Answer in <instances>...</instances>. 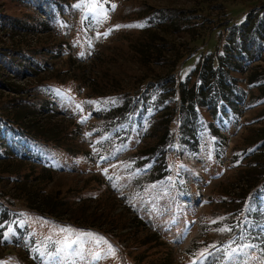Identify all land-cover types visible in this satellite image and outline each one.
Returning a JSON list of instances; mask_svg holds the SVG:
<instances>
[{
    "label": "rangeland",
    "instance_id": "obj_1",
    "mask_svg": "<svg viewBox=\"0 0 264 264\" xmlns=\"http://www.w3.org/2000/svg\"><path fill=\"white\" fill-rule=\"evenodd\" d=\"M3 3L31 26L14 39L0 31V46L38 56L5 74L25 94L0 88V264H199L202 252L204 264H264V177L253 169L264 158L246 156L264 131V98L251 89L239 116L213 125L222 137L204 113L195 148L175 124L178 87L201 54L221 52L219 22L264 0H108L102 23H90L89 0H60L45 34L39 11ZM168 75L177 87H158ZM114 105L111 122L95 119ZM155 106L172 115L165 142Z\"/></svg>",
    "mask_w": 264,
    "mask_h": 264
},
{
    "label": "trees",
    "instance_id": "obj_2",
    "mask_svg": "<svg viewBox=\"0 0 264 264\" xmlns=\"http://www.w3.org/2000/svg\"><path fill=\"white\" fill-rule=\"evenodd\" d=\"M9 1L18 3L35 13L38 10L48 11V6L50 8L51 3L59 2L60 0H0V31L4 33L8 32L10 38L14 39L13 37L19 36V32L27 30L26 27L28 28L29 24L26 23L25 25L24 22L14 20L8 14L4 13L3 2ZM258 8L257 11L254 8L248 9L245 18L239 20L237 23L220 21V27L223 28L221 33H223L224 37L221 52L218 53L215 49H211L204 55L201 54L193 80L189 85L185 81V83L182 82L183 84L178 87V99L176 101L177 117L174 119L175 124L184 127V130L181 132V139H178L181 144H190L193 148L196 147L195 129L196 127L200 128L201 121H204V113L209 118L206 123L209 132L212 135L222 137L220 128H214L213 125H218L222 119L229 115L239 116L243 111V103L249 100L253 101L256 97L260 99L264 98V67L260 65V62H264V10H259ZM175 15L178 17L177 14ZM35 20H37L36 26L39 29L38 33H47L48 26L46 21L40 17H36ZM149 44L152 43L150 41L144 42L141 48L143 46L150 47ZM23 46L24 44L21 43L18 46H12L5 42L0 46V88L18 94H25L26 92L22 91L20 87L9 84L10 82L7 81L5 74H8V72L17 74L18 67L25 68L24 63L26 61L38 56V53L24 50ZM188 57L189 54L184 56L186 58L185 62L188 61ZM25 71L27 72V70ZM156 82L158 83V87L160 84H170L177 87L175 77H171V75ZM251 89L257 91L258 96H253V93L250 91ZM144 92L147 93V89L133 95L142 98L145 95ZM27 95L29 97L31 96L29 93ZM114 95L119 98L117 93ZM42 104L44 103L42 102L40 107ZM155 108L158 113L162 114L164 112V107L161 110L159 107L155 106ZM118 109H120V106L114 105L112 109H109L103 115H101V112L97 113L99 115L97 120H100V118L102 120H108L110 118L111 122L114 118V113ZM168 116L169 118H166V113L162 114V121H164L163 123L162 121L160 122V126H163V128H160L161 134H168L166 132H168L172 115L168 114ZM32 122L33 120L29 123L32 125ZM33 126L41 128L43 124L33 123ZM6 127L4 126V128ZM165 134L159 137L164 142ZM257 136L259 137L253 140V144H255L252 147L253 149L246 154L250 158H254L258 154L259 158L262 155L264 158V131L259 132ZM253 169L257 170L258 177H264V163L257 164L254 162ZM263 185L264 183H262ZM236 206H240L241 211L239 213L243 219L245 217L243 214V205Z\"/></svg>",
    "mask_w": 264,
    "mask_h": 264
},
{
    "label": "snow or ice",
    "instance_id": "obj_3",
    "mask_svg": "<svg viewBox=\"0 0 264 264\" xmlns=\"http://www.w3.org/2000/svg\"><path fill=\"white\" fill-rule=\"evenodd\" d=\"M89 2L92 4L93 6V12L95 13L90 20L91 21H95L96 23H102L104 21H106L107 19H109L108 16V11L103 9L101 7L102 3H107L108 0H89ZM77 7H80V5H77ZM97 7H100V11L96 12ZM115 4L111 5V11H115ZM137 27H139L140 25H136ZM117 28L121 27L120 25L116 26ZM131 27V26H129ZM107 35V33L105 34ZM213 223H215V221H213ZM67 231H71V229H66ZM85 235H87L90 239H92L95 243L97 244H108V242L106 241V239L104 237L98 236L97 234L94 233H86ZM115 249L112 247L111 244H108V252L106 253V255H115ZM197 255V254H194ZM200 257V261L199 264H204L203 258L207 255L206 252H202L198 254ZM97 259H101L102 257H100L99 255L96 256ZM193 264H196V261H193Z\"/></svg>",
    "mask_w": 264,
    "mask_h": 264
}]
</instances>
